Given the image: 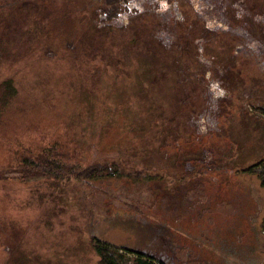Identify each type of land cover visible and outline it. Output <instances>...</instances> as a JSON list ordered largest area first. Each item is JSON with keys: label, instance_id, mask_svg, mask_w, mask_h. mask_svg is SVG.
Returning a JSON list of instances; mask_svg holds the SVG:
<instances>
[{"label": "rangeland", "instance_id": "obj_1", "mask_svg": "<svg viewBox=\"0 0 264 264\" xmlns=\"http://www.w3.org/2000/svg\"><path fill=\"white\" fill-rule=\"evenodd\" d=\"M82 1L84 42L145 9L157 46L139 45L149 66L141 55L118 68L84 53L97 69L85 82L46 18L42 39L0 64V81L16 88L0 110V264H96L92 237L172 264H264V0H128L109 21ZM196 22L225 43L205 53L198 41L208 69L195 72L197 88L153 61ZM49 147L80 166L113 160L143 174L21 176V155Z\"/></svg>", "mask_w": 264, "mask_h": 264}, {"label": "trees", "instance_id": "obj_2", "mask_svg": "<svg viewBox=\"0 0 264 264\" xmlns=\"http://www.w3.org/2000/svg\"><path fill=\"white\" fill-rule=\"evenodd\" d=\"M70 1H75V4L79 3L81 9L73 7L72 4L66 5ZM127 1L96 0L95 4H99L101 12L104 13V19L109 21L126 10ZM167 1L173 2L175 0ZM62 2L64 3L60 4L55 0H0V64L10 57L14 58L29 42L35 43L41 40L45 24H47L44 21L48 18V24H55L63 36L70 41L71 46L67 51V59H70V62L76 67L78 75L85 82H93V76L97 73V69L95 67L86 68L83 65L84 53H100L105 63L118 68H121L129 59L141 55L149 66L148 53L139 45L145 44L156 48L157 45L153 40L158 26L157 23H147L149 21L145 18H150L149 12L145 9L138 12L134 9L137 13L131 15L124 25L105 24L104 30H96L84 42L78 16L84 17L82 10L86 4L82 0H64ZM17 12L22 13L18 18ZM31 13H35V15L30 17L29 14ZM138 21L142 24L139 25ZM191 31L190 34L178 35L170 49L160 53L157 59L153 57V61L163 67L165 74H170L173 77L177 75L178 79L182 80L185 85L192 84L197 88L196 80L198 78H195V72L204 73L208 69L207 63L196 57L198 41H200L205 53L210 51L209 48L217 42H220L221 45H225V43L216 39L211 42V37L207 38L205 32L199 30L198 22L195 23V29ZM112 37L114 39L119 38L120 45L113 54H110L106 42L111 41L113 43ZM214 37L221 38L220 35L216 34ZM86 44H90L89 51L84 49ZM225 52L224 50L219 55L221 56ZM217 58L215 61L219 59ZM199 85L198 80V87ZM15 94L16 88L13 82L9 78L2 79L0 81V110ZM255 107L264 110L263 106L255 105ZM260 161L257 160L254 164L257 165ZM18 168L21 171V176L24 177L40 172L48 177L52 175L55 180L69 177L81 181L95 176L138 178L143 174L142 170L127 169L121 163L113 160L108 164L94 161L80 166L77 162L68 161L66 155L60 154L51 147L35 154H22ZM250 168L249 165L244 170ZM90 243L97 255L96 264H172L166 258L144 249L136 250L121 245H113L112 247L105 241H95L93 237L90 239Z\"/></svg>", "mask_w": 264, "mask_h": 264}]
</instances>
